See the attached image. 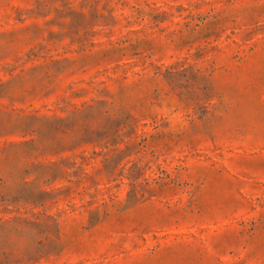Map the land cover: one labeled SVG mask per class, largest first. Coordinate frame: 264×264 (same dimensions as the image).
<instances>
[{"label":"rangeland","instance_id":"1","mask_svg":"<svg viewBox=\"0 0 264 264\" xmlns=\"http://www.w3.org/2000/svg\"><path fill=\"white\" fill-rule=\"evenodd\" d=\"M0 264H264V0H0Z\"/></svg>","mask_w":264,"mask_h":264}]
</instances>
